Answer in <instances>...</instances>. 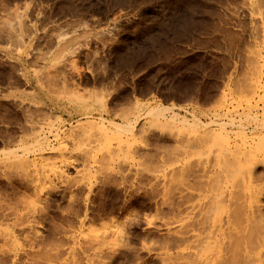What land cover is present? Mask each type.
I'll return each mask as SVG.
<instances>
[{
  "label": "rangeland",
  "instance_id": "1",
  "mask_svg": "<svg viewBox=\"0 0 264 264\" xmlns=\"http://www.w3.org/2000/svg\"><path fill=\"white\" fill-rule=\"evenodd\" d=\"M263 138L264 0H0V264L230 259Z\"/></svg>",
  "mask_w": 264,
  "mask_h": 264
},
{
  "label": "bare ground",
  "instance_id": "2",
  "mask_svg": "<svg viewBox=\"0 0 264 264\" xmlns=\"http://www.w3.org/2000/svg\"><path fill=\"white\" fill-rule=\"evenodd\" d=\"M262 139V138H261ZM264 139V138H263ZM264 144V143H263ZM249 188V187H248ZM263 191V189H262ZM261 192V191H260ZM240 196H243V201L241 202L240 201V204L242 203V205H240V208L237 209V211L233 212V213H227L226 214V219L225 221L223 222V219H222V216L221 218L220 215H218V219L217 220H213L210 222V220L207 221V219L210 217L211 218V214H213V212L211 213L210 211V216L207 217L206 216V222L207 223H204L205 222V219H204V222L203 220L201 221V225L202 226H199L200 225V222L197 224V228L200 227V230L201 229H206L207 227L210 228L211 232L214 231L213 233H217L216 230L221 229V227H223V225H230L233 227V231L235 232L234 233V238H232L231 242H229V246H227V253L226 254H230L229 257L230 259L228 258H225V257H221V255L218 257V258H215V259H209L208 261H206V264H227V262L229 261L231 264H232V260L235 259V256L239 257L238 254H240V257H241V261L243 260V264H249L250 262H253L254 264H263L261 261H260V256H261V252L260 251H257L256 249H253V248H257L259 249V247H262L264 246V209L262 210V208H264V205L262 204L263 201H260V198H259V189H251L250 191L244 193L243 195L241 194ZM242 198V197H241ZM262 198V197H261ZM238 199V198H237ZM238 199V200H239ZM237 200V201H238ZM262 202V203H261ZM236 205V204H235ZM191 208V207H190ZM218 208V207H216ZM192 209V208H191ZM219 209V208H218ZM229 209V208H228ZM189 210V209H188ZM213 210V209H212ZM231 210V208H230ZM221 212V211H220ZM209 213V212H208ZM207 213V214H208ZM213 217V215H212ZM215 217V216H214ZM208 222H210L208 224ZM237 228V229H234V226ZM232 227H230L232 229ZM196 228V229H197ZM225 228V227H224ZM229 228V227H227ZM258 229V230H257ZM198 230V229H197ZM199 230V231H200ZM223 230V229H222ZM221 230V231H222ZM228 230V229H227ZM225 229V231H227ZM230 230V229H229ZM256 230V231H255ZM191 231V229H190ZM194 231V230H193ZM205 231V230H204ZM189 232V231H188ZM192 232V231H191ZM207 232H210L208 229H207ZM223 232V231H222ZM231 232V231H230ZM227 234H229V232H226ZM225 233V237H226V234ZM212 234V233H211ZM218 234V233H217ZM220 234V232H219ZM218 234V235H219ZM224 234V233H223ZM232 234V233H231ZM209 235V233H208ZM207 236V235H206ZM213 236V237H212ZM221 236V234H220ZM224 236V235H223ZM196 237V236H195ZM210 237V236H208ZM225 237H224V241H225ZM228 237V236H227ZM226 237V238H227ZM211 238H214V235H211ZM221 238V237H220ZM192 239V238H191ZM190 239V240H191ZM207 239V238H206ZM218 239H219V236H218ZM195 241V239H193ZM212 240V239H211ZM214 241L216 240L213 239ZM220 240V239H219ZM217 241V242H221V241ZM227 240V243H228V240H230V236ZM186 241V240H185ZM205 241V240H204ZM224 241H223V244H224ZM189 241H187L188 243ZM197 242V241H195ZM200 241H198L199 243ZM226 242V241H225ZM182 243V242H181ZM193 243V241H192ZM205 245H206V241L204 242ZM200 244V243H199ZM201 244H202V241H201ZM208 245H206L207 247L209 246V244H212V241L211 243L208 242L207 243ZM218 244H221V243H218ZM188 245V244H187ZM217 245V244H216ZM197 246V245H195ZM203 246V244H202ZM220 246V245H219ZM218 246V247H219ZM222 246V245H221ZM224 246V245H223ZM210 247V246H209ZM191 248V247H190ZM197 248V247H196ZM198 248H199V245H198ZM201 249H205L206 247L203 246V247H200ZM211 248V247H210ZM209 248V250H210ZM221 248V247H220ZM238 249H241L240 252L238 254H235V251L238 250ZM200 250V249H199ZM207 250V249H206ZM205 250V251H206ZM198 251V250H197ZM244 253H243V252ZM254 251V252H253ZM257 251V252H255ZM204 252V251H203ZM214 252V251H213ZM219 252V251H218ZM249 252H253L252 253V256L249 255ZM200 253V252H199ZM214 254V253H213ZM233 254V255H232ZM212 256V255H211ZM210 256V257H211ZM227 256V255H226ZM233 257V258H232ZM239 257V258H240ZM208 258V257H207ZM225 258V259H223ZM232 258V260H231ZM243 258V259H242ZM262 258V256H261ZM206 260V258H204ZM205 262V261H204ZM235 262V261H234ZM229 264V263H228Z\"/></svg>",
  "mask_w": 264,
  "mask_h": 264
}]
</instances>
